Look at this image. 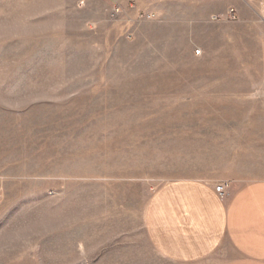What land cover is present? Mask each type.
Masks as SVG:
<instances>
[{"label": "rangeland", "instance_id": "rangeland-1", "mask_svg": "<svg viewBox=\"0 0 264 264\" xmlns=\"http://www.w3.org/2000/svg\"><path fill=\"white\" fill-rule=\"evenodd\" d=\"M114 1L0 0V264H209L152 197L264 180V0Z\"/></svg>", "mask_w": 264, "mask_h": 264}, {"label": "crops", "instance_id": "crops-1", "mask_svg": "<svg viewBox=\"0 0 264 264\" xmlns=\"http://www.w3.org/2000/svg\"><path fill=\"white\" fill-rule=\"evenodd\" d=\"M132 1L114 2L129 12ZM145 222L150 242L169 261L264 264V180L226 202L212 184H168L152 197Z\"/></svg>", "mask_w": 264, "mask_h": 264}, {"label": "built area", "instance_id": "built-area-1", "mask_svg": "<svg viewBox=\"0 0 264 264\" xmlns=\"http://www.w3.org/2000/svg\"><path fill=\"white\" fill-rule=\"evenodd\" d=\"M152 18V15H148V19H151ZM223 18H227L231 21H236L238 19L237 17V12L235 11L234 8H230L228 10V12L226 13V16L225 15H219V16H214L213 19L214 20H221ZM227 188V184H221L219 185L217 188H216V192L220 195V196H223L224 193H225V190Z\"/></svg>", "mask_w": 264, "mask_h": 264}]
</instances>
